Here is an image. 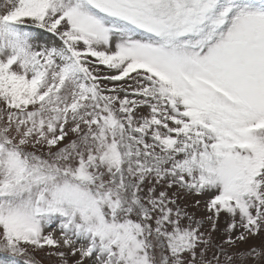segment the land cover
Listing matches in <instances>:
<instances>
[{
    "label": "snow or ice",
    "instance_id": "1",
    "mask_svg": "<svg viewBox=\"0 0 264 264\" xmlns=\"http://www.w3.org/2000/svg\"><path fill=\"white\" fill-rule=\"evenodd\" d=\"M262 234L264 0H0V264H264Z\"/></svg>",
    "mask_w": 264,
    "mask_h": 264
},
{
    "label": "rangeland",
    "instance_id": "2",
    "mask_svg": "<svg viewBox=\"0 0 264 264\" xmlns=\"http://www.w3.org/2000/svg\"><path fill=\"white\" fill-rule=\"evenodd\" d=\"M199 199L201 201L200 206H197L195 201ZM207 199L206 196H181V204L195 217L197 220L207 217L208 213L204 206V201ZM226 226V218H221L218 222V229L213 233L217 240H220L224 235V228ZM203 230L211 231L210 224L204 223ZM264 244V234L250 238L248 241L241 243L239 249H247L250 246H259ZM38 259L42 261V264H56V258H48L44 252L38 254ZM75 259V258H72ZM71 264V262H70Z\"/></svg>",
    "mask_w": 264,
    "mask_h": 264
},
{
    "label": "bare ground",
    "instance_id": "3",
    "mask_svg": "<svg viewBox=\"0 0 264 264\" xmlns=\"http://www.w3.org/2000/svg\"><path fill=\"white\" fill-rule=\"evenodd\" d=\"M197 219V218H196Z\"/></svg>",
    "mask_w": 264,
    "mask_h": 264
}]
</instances>
